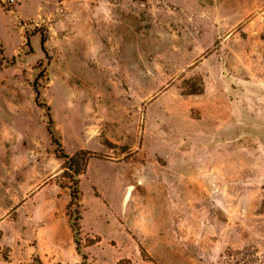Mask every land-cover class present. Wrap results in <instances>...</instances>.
<instances>
[{
  "label": "rangeland",
  "instance_id": "1",
  "mask_svg": "<svg viewBox=\"0 0 264 264\" xmlns=\"http://www.w3.org/2000/svg\"><path fill=\"white\" fill-rule=\"evenodd\" d=\"M0 47V264H264V0H18Z\"/></svg>",
  "mask_w": 264,
  "mask_h": 264
},
{
  "label": "trees",
  "instance_id": "2",
  "mask_svg": "<svg viewBox=\"0 0 264 264\" xmlns=\"http://www.w3.org/2000/svg\"><path fill=\"white\" fill-rule=\"evenodd\" d=\"M45 42L46 39L43 37L41 39V48L44 51L45 50ZM13 61V60H12ZM5 63V65H9L10 63L6 60V58L3 56V50L0 47V70L2 67V64ZM34 94H35V102L39 107H42L46 110V116L48 118V122L46 125V129L48 134L50 135L54 145L55 150L54 154L56 157L60 160H62V170L64 173V177L67 178L71 182V186L69 187L70 190V201L66 207L67 210V216H68V222L70 229L73 234V242L75 245V250L77 254H79L82 258V261H86V256L81 253L80 250V243L78 240L79 236V215L76 210L71 212L72 207L75 205L78 206L79 199H80V191H79V177L84 174L87 161L90 158V154L87 152H78L74 155H68L64 152L62 149L61 143L58 139L55 138L54 132H53V120L50 115V108L46 104H39V98H40V92L37 87L33 88ZM75 215V217H73ZM239 255L240 253H235V255ZM228 264H236L238 260H234V254L230 253L228 254Z\"/></svg>",
  "mask_w": 264,
  "mask_h": 264
},
{
  "label": "built area",
  "instance_id": "3",
  "mask_svg": "<svg viewBox=\"0 0 264 264\" xmlns=\"http://www.w3.org/2000/svg\"><path fill=\"white\" fill-rule=\"evenodd\" d=\"M17 3L18 0H0V7H14Z\"/></svg>",
  "mask_w": 264,
  "mask_h": 264
}]
</instances>
